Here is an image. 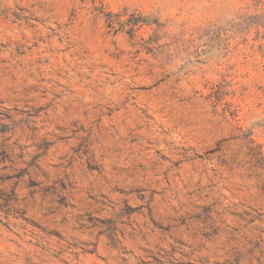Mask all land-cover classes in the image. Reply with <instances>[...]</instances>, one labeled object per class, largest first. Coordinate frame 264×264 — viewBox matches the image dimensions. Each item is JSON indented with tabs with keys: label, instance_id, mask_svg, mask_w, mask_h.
I'll return each mask as SVG.
<instances>
[{
	"label": "clouds",
	"instance_id": "9594fccd",
	"mask_svg": "<svg viewBox=\"0 0 264 264\" xmlns=\"http://www.w3.org/2000/svg\"><path fill=\"white\" fill-rule=\"evenodd\" d=\"M0 264H264V0H0Z\"/></svg>",
	"mask_w": 264,
	"mask_h": 264
}]
</instances>
